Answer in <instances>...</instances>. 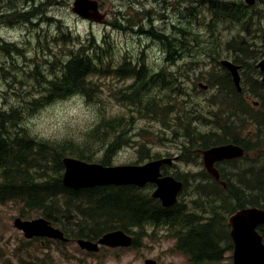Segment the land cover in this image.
Wrapping results in <instances>:
<instances>
[{"label": "trees", "instance_id": "obj_1", "mask_svg": "<svg viewBox=\"0 0 264 264\" xmlns=\"http://www.w3.org/2000/svg\"><path fill=\"white\" fill-rule=\"evenodd\" d=\"M24 1L26 0H22ZM31 1L28 0L29 5L26 8L28 10L22 11V8H14L16 3H12L13 0H0V19L4 20L18 10L22 20L33 21L35 25V21L43 16L44 8L50 6L53 0L41 2L33 0V11ZM257 6L244 9L238 4L210 1L208 11L216 17L219 16L215 22L238 24L246 32L250 31L248 28L254 23L257 26L256 32L260 33L259 37L264 39V29H258L259 23L264 24L262 20L264 12L263 14L258 12ZM44 20L59 24L53 18L44 17ZM125 22L131 23L126 17ZM134 25H127V29L133 28ZM59 30L60 34L54 36L52 42L44 36H38L34 40L33 65L32 67L27 65L28 69L22 70V76L16 79L20 86H29L31 89L14 92L17 103H12L9 109L0 107V205L16 203L26 212H37L56 229L63 231L70 241L97 242L108 233L122 230L133 237L132 248L137 249L140 247L139 239L150 236L147 227L156 230L162 227L168 232L165 236L175 241L176 250L183 254L190 264L224 261L234 246L227 224L228 216L249 206L264 209V163L259 166L254 162L244 170L237 169L229 175L221 169V178L227 183L226 189L218 186L207 174L214 188L211 184L200 183L196 191L201 195H197L190 204L178 202L166 208L159 199L153 198L151 191L156 187L153 184L143 188L136 185H104L78 189L66 186L64 160L75 157L76 160L91 163L90 155L68 142L39 139L19 124L24 120L26 112L37 114L59 100L77 95L94 100L97 94L94 78L110 74L118 78L135 79V86H130V90L122 94V97L131 102L136 112L141 114L142 106L148 110L144 103L152 88L171 91L180 89L182 94L185 93L183 89L187 88L177 75L187 77L186 73L194 64V61L188 60L187 57L201 53L199 50H209L208 53L202 54L210 58L219 56L220 50H231L235 53L231 60L237 65L240 62L249 64L247 60L263 56L264 51H261V55L257 50V44L247 38L232 41L229 48L227 42L221 44L218 41L205 46L199 37L200 31H196L190 24L182 26L179 39L174 35L170 37L152 29L148 34L162 43L166 64L177 66L178 61L181 64L179 72L173 67L171 72L159 70L158 73L151 74L144 63L139 61L134 63L130 59H126L123 65L116 69L111 68L110 64L106 65L112 57L111 47L106 42L101 44L95 37L85 39L70 53L59 55V50L62 49L61 41L71 43L73 40L69 32H64L61 27ZM236 42L237 46H233ZM0 43L4 55L12 52L19 54L20 49L14 44L1 40ZM262 43L264 44V40ZM54 45L58 47L54 49ZM263 49L264 45L261 50ZM7 68L0 63V72L7 73L5 70ZM221 70L224 75H211L212 80L209 82L210 87L216 89V94L210 101L213 111L208 113L209 117L200 111L192 114L185 109L178 118L182 129L180 139L187 143H181V150L184 153L189 154L192 149L205 151L212 147L236 144L242 146L249 156L248 153L256 148L255 143L257 146L264 144V82L253 78L250 87L253 105L256 103L263 105L261 112L254 114L249 102L237 93L230 73L224 68ZM256 72L263 75L260 71ZM228 101L235 102L237 107L233 104L231 108L227 107L223 122L219 124L214 120L213 112L215 107L219 108L220 104L224 105ZM187 103L181 102L183 106ZM168 107L172 108L173 104H169ZM241 113L244 120H241ZM113 124L111 121H104L99 126L96 124L91 133L98 134L106 126L113 127ZM249 126L251 129L255 128V135L252 136L255 141L250 137L244 141L232 142L225 136L227 133H240L242 130L249 132L247 129ZM13 128L19 129L13 132L11 130ZM114 143L110 144L104 159L100 161L103 167L111 166L109 158L115 147ZM149 150L143 149L144 155L140 162L157 159L156 156L152 157L149 154ZM246 159L247 157L243 160ZM239 161L242 160H236L234 163ZM167 169L168 166L162 168L163 175L184 183L185 189L186 180L183 176L190 174L170 173ZM34 240L38 242L42 240L43 246V241L65 244L47 238ZM105 248L107 247H101L99 252ZM81 251L84 252L82 249ZM84 253L89 256L98 254L87 251Z\"/></svg>", "mask_w": 264, "mask_h": 264}, {"label": "rangeland", "instance_id": "obj_2", "mask_svg": "<svg viewBox=\"0 0 264 264\" xmlns=\"http://www.w3.org/2000/svg\"><path fill=\"white\" fill-rule=\"evenodd\" d=\"M75 1L53 0L50 6L44 8L43 16L35 21V25L33 21L22 20L18 10L4 20L0 19V40L14 44L20 49L19 54L12 52L10 53L12 55H4L0 49V63L3 67H8L5 69L7 73L0 72V107L9 109L12 103H17L14 92L31 89L29 86H20L16 79L22 76V70L28 69L27 65L31 67L33 65L34 40L38 36H44L52 42L53 37L60 34L59 27L64 32H69L73 38L71 43L61 41L62 49L59 50V55L60 53L68 54L77 49L85 39L95 37L101 44L106 42L111 47L112 57L106 65L110 64L111 68L116 69L122 66L126 59H130L134 63H138L137 61L144 63L151 74H156L159 70L171 72L173 67L179 72L181 64L180 61L177 62V66L166 64L162 43L148 34L152 29L170 37L174 35L179 39L182 26L190 24L196 31H200L199 37L202 38L205 46L218 41L221 44L227 42L229 48L232 41L247 38L250 42L257 44V50L260 53L264 51V49L261 50L264 39L259 37L260 33L256 32L257 26L254 23L249 26L250 31L246 32L238 24L215 22L219 16L216 17L208 11L210 1L239 5L244 2L243 0H96L100 5L101 13L106 16L102 23L85 20L74 13L72 8ZM31 2L33 11V0ZM12 3H16L14 7L16 9L18 7L22 8V11L28 10L26 9L29 5L28 0L24 2L13 0ZM257 7V11L263 14L264 0ZM44 17L53 18L59 24L46 22ZM125 17L130 19L131 23L125 22ZM188 21L190 23H187ZM132 24H135L134 27L127 29V25ZM260 28L264 29V24L259 23L258 29ZM237 44L236 42L233 46ZM57 47L53 46L54 49ZM198 52L201 53L187 57L188 60L194 61L190 67L191 70L186 73L188 78L177 75L187 88L183 89L185 93L182 94L180 89L171 91L152 88L144 103L148 110L142 106L141 114L136 112L131 102L122 97V94L130 90V86H135V79L118 78L114 74L98 75L94 78L97 85L94 100L81 95L59 100L37 114L26 112L24 120L19 125L39 139L68 142L79 147L90 155L91 163L96 164H100L107 148L115 142L109 158L111 164L109 167L135 164L143 166L151 161L178 157V161L173 166H168L167 170L170 173L190 174V176H183L186 186L179 197V202L190 204L197 195H201L196 191L198 184L213 185V183L207 177L200 151L192 149L189 154L182 152L181 143H187L180 139L182 129L178 118L185 109L192 114L200 111L209 117L208 113L213 111L210 101L216 94V89L209 85L212 80L211 75H224L221 62L232 61L231 58L235 57L233 51L226 49L220 50L219 56H213V58L203 56L202 53H208L209 50ZM262 60L264 55L247 60L249 64L245 62L239 64L242 66L241 77L244 88L242 99L249 102L254 114L260 113L263 108L262 103L260 106L253 105L254 99L250 93L253 78L260 80L264 78V74L259 75L256 72L260 71L256 69V66ZM201 84L209 88L204 90ZM184 101L188 102L185 106L181 104ZM171 103L173 107L167 108ZM232 104L237 107L233 101H228L224 105L220 104L219 108L215 107L214 120L219 124L223 122L226 109L231 108ZM240 117L244 120L242 113ZM104 121L114 122L113 127L106 126L98 134H92L91 129ZM204 121L210 123L207 120ZM251 128V126L247 128L249 132L242 130L240 133L233 132L227 135L239 134L244 140L250 137L254 139L252 136L255 135V128ZM18 129L11 130L16 132ZM254 146L256 148L248 153L246 160L230 163L231 166L227 169L222 168L226 175L233 174L232 172L237 169L244 170L254 162H257L259 166L264 163V144L257 146L255 143ZM144 148H149V154L152 157L156 156L157 159L140 162L144 155ZM216 187L219 188L217 185ZM154 191L155 189H152V194ZM18 218L23 221H35L42 217L37 212L22 210V207L16 203L0 205V264H146L148 260H153L157 264H190L188 259L176 250L175 241L165 236L168 232L162 227L158 230L147 227L150 236L141 237L140 247L137 249L105 248L96 256H89L84 253L85 251H81L76 241H69L64 245L43 241V246L42 240L38 242L34 239H26L24 234L14 226ZM229 256L230 253L226 257ZM223 262L212 264H231L229 260L226 263Z\"/></svg>", "mask_w": 264, "mask_h": 264}, {"label": "water", "instance_id": "obj_3", "mask_svg": "<svg viewBox=\"0 0 264 264\" xmlns=\"http://www.w3.org/2000/svg\"><path fill=\"white\" fill-rule=\"evenodd\" d=\"M246 1L250 6H253L257 0ZM72 10L81 18L91 22L102 23L106 18L101 13L100 5L96 0H76ZM221 65L229 71L237 91L242 92L241 67L230 60H223ZM258 67L264 73V60L259 63ZM201 87L204 90L208 89V86L203 84H201ZM244 155L245 150L242 147L229 144L203 151V160L209 174L217 182H220V173L215 164L221 161L239 159ZM172 161V159H165L151 162L145 166L105 168L100 164H87L76 159H66L64 183L66 186L76 189L104 185H136L143 188L148 183H153L157 185L153 198L159 199L163 206L168 208L176 204L183 187L182 183L177 182L173 177H162V165H170ZM88 173L98 175V179L88 182L82 181V175ZM228 225L231 227L230 235L235 243L234 264H264L263 240L256 233L257 228L264 225V210L259 208L240 210L228 219ZM14 226L23 231L25 237L29 240L47 237L64 242L68 241L61 230L54 228L51 223L43 218L35 221H23L18 218L15 220ZM77 243L84 251L98 253L102 246L112 249L128 248L132 246L133 238L124 231L119 230L104 235L97 242L78 240ZM146 264L157 263L148 260Z\"/></svg>", "mask_w": 264, "mask_h": 264}, {"label": "flooded vegetation", "instance_id": "obj_4", "mask_svg": "<svg viewBox=\"0 0 264 264\" xmlns=\"http://www.w3.org/2000/svg\"><path fill=\"white\" fill-rule=\"evenodd\" d=\"M244 2H241L239 5H241L244 9L245 8H251L248 4H246V2H245V0H243ZM263 2V0H260L259 1V4H261ZM258 4V5H259ZM14 7H16V5L14 6ZM244 92V91H243ZM243 92H241V93H239V92H237L239 95H241V96H243ZM245 100V99H244ZM257 105H259L260 106V103H256ZM226 136V138H228V139H230L232 142H237V141H244V138L241 136V135H237V134H230V135H225ZM226 145H229V144H226ZM246 157H248V156H246ZM245 157V158H246ZM173 159H175V162L176 161H178V157H175V158H173ZM244 159V158H243ZM243 159H241V160H243ZM237 159H235V160H226V161H221V162H217L216 164H215V167H217L219 170H221L222 168H224V169H227L228 167H230L231 165H230V163H233L234 161H236ZM175 164V163H174ZM173 166V165H172ZM220 184V183H219ZM221 186H223L222 184H220ZM227 188V187H226ZM256 233L262 238V240H263V243H264V226H259L258 228H257V230H256ZM233 250H234V248H233ZM232 250V252H230V256L229 257H227L225 260H224V262L223 263H226V261L227 260H229L230 261V263L231 264H233V259H234V257H233V254H234V252H235V250L233 251Z\"/></svg>", "mask_w": 264, "mask_h": 264}, {"label": "bare ground", "instance_id": "obj_5", "mask_svg": "<svg viewBox=\"0 0 264 264\" xmlns=\"http://www.w3.org/2000/svg\"><path fill=\"white\" fill-rule=\"evenodd\" d=\"M66 159H75L72 157H68ZM65 159V160H66ZM65 160H64V164H65ZM77 174V173H76ZM94 179H98V175L92 174V173H88V174H83L81 180L84 182H88L90 180H94Z\"/></svg>", "mask_w": 264, "mask_h": 264}]
</instances>
